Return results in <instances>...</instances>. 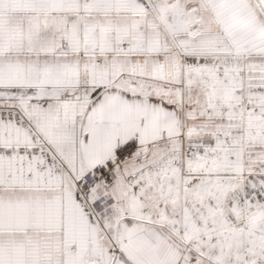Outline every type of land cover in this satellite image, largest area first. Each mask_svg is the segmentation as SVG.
Wrapping results in <instances>:
<instances>
[{"label": "snow or ice", "instance_id": "obj_1", "mask_svg": "<svg viewBox=\"0 0 264 264\" xmlns=\"http://www.w3.org/2000/svg\"><path fill=\"white\" fill-rule=\"evenodd\" d=\"M0 264H264V0H0Z\"/></svg>", "mask_w": 264, "mask_h": 264}]
</instances>
